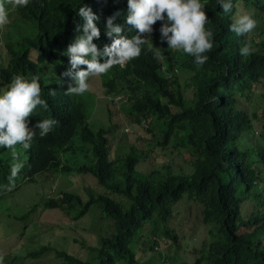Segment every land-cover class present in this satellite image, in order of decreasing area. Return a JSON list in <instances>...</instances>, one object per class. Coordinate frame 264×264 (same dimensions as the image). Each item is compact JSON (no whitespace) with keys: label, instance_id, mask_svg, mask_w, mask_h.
<instances>
[{"label":"trees","instance_id":"trees-1","mask_svg":"<svg viewBox=\"0 0 264 264\" xmlns=\"http://www.w3.org/2000/svg\"><path fill=\"white\" fill-rule=\"evenodd\" d=\"M232 2L233 12L224 14L217 0H201L208 16L206 28L213 32V48L205 53L208 60L203 66H197L190 55L168 49L167 42L161 41L163 22H157L149 38L151 50L148 44L142 46L139 58L101 76L109 95L124 96L119 103L126 120L134 127L149 121L147 133L149 138L155 137L147 142L139 136L117 158L112 155V137L124 129L122 121H114L109 114L106 124L96 129L89 109H94L90 106L97 94L90 87L81 96L66 95L74 82L63 73L71 68L67 48L82 34V28L76 31L77 25L84 24L78 9L87 5L99 17L96 23L101 36L94 43L103 50L112 43L106 35L107 18L117 11L121 15L115 23L123 26V35L131 38L134 32L137 34L126 23L127 0H30L27 7L10 11L12 20L4 27L7 30L0 52V85L6 90L15 75L28 80L39 75L42 98L49 109L38 107L29 118V127L43 119L58 123L43 138L35 129L29 149L17 145L23 167L12 191L4 189L9 183L10 151L0 148V199L26 181L50 184L53 171L60 172L61 156L77 153L70 160L71 170L76 161H81L78 152L82 151L87 160L79 169L94 176V183L88 181L83 186L88 199L77 192L47 193L45 200L35 202L25 215H40L42 208L67 217L75 213L74 218H80L97 209L98 217L107 224L104 229L113 231L112 237H101L99 264H116L120 259L139 264L135 248L143 256L161 253L154 240L159 234L169 241L173 264H188L185 256L189 253L181 252L184 244L178 240L177 229L167 225L174 206L183 199L201 205L202 226L206 229L204 236L196 235L202 247L194 253V264H264V0ZM238 3L242 13H250L257 21L247 37L230 31ZM248 40L254 52L244 57L240 49ZM157 51L162 59L156 57ZM170 62L192 72L193 106L187 103L178 79L162 73V65L171 71ZM53 90L55 95H50ZM89 96L94 97L92 102ZM173 107L181 111L175 112ZM140 140L142 145H138ZM174 150L193 163L191 174L183 172L184 168L175 172L179 165L164 166L167 161L160 168L139 169L143 161L150 160L151 152L156 157L165 152L168 158ZM60 221L59 228L52 223H47L48 227L40 225L45 237L50 230L67 231L68 224ZM152 233L156 234L154 239H148ZM81 245L85 248L83 241ZM43 252L37 249L31 256L36 258ZM58 253L64 255L65 264H95L67 251ZM141 264L155 263L148 260Z\"/></svg>","mask_w":264,"mask_h":264},{"label":"clouds","instance_id":"clouds-1","mask_svg":"<svg viewBox=\"0 0 264 264\" xmlns=\"http://www.w3.org/2000/svg\"><path fill=\"white\" fill-rule=\"evenodd\" d=\"M217 2L222 7L224 14L233 12L234 5L232 0H217ZM29 3L30 0H0V29H3L10 23L7 6L16 9L27 7ZM127 3L128 15L126 17V23L137 30V34L135 35L134 32V36L131 38L123 35V26L115 23L116 19L121 15V13L117 11L107 18L106 35L112 39V43L110 45H105L103 50H100L97 44L94 43V40L99 39L101 36L100 28L96 23L99 17L93 13L92 9L87 5L78 9L77 14L84 20V24L82 26L77 25L76 31L80 32L82 28V34L78 35L75 41L67 48L66 55L70 57L71 68L63 73V75L65 77H71L74 86L71 84L69 85L65 92L66 95H83L90 89L89 80L91 78L101 77L107 74L113 67H124L128 62L139 58L142 52V46L146 44L149 45V50H151L152 45L149 44V38H151V34L153 33V26L157 22H163L160 28L161 41L167 42L168 49L181 51L194 57V63L197 66H203L207 62L208 56L205 55V53L210 52L213 48V32L206 28L208 16L204 10L205 5L201 3V0H127ZM236 9V12L232 16L230 31L234 32L237 36L247 37L257 27V21L251 15L242 13L239 3L236 5ZM129 35L130 34H128V36ZM253 52L254 49L252 48L250 40L240 49V54L244 57H248ZM102 57L104 58L103 62H101ZM156 57L158 59L163 58L159 51L156 52ZM175 64L174 62H170V72L167 71L166 65H162V73L170 76V79H178L187 103L193 106L194 93L190 84L192 72ZM39 81V75H33L30 80L26 79L23 75H15L11 78V82L7 85L6 90L0 93V148L8 149L11 155L10 175L8 177L9 183L4 185L6 191H12L15 188L16 177L23 167V164L19 161L20 153L17 150V145L22 146L24 150L29 149L36 135L35 129L39 130V135L43 138L47 136L58 123L55 119H43L39 120L33 127H29V118L33 116L38 107L45 111L49 109L47 100L42 98V89ZM183 82L186 83L184 84ZM105 90L107 93V88H105ZM49 94L55 95V91H50ZM107 95L108 100H112L113 103L119 102L124 97L121 94L114 93H112V95L107 93ZM93 103L91 105L95 108V102ZM173 110L179 112L181 108L173 107ZM148 123L149 121L146 125L147 131ZM79 145L80 143L73 146L78 147ZM82 145L83 142L81 143V146ZM81 153L83 152L81 151ZM76 154V152L71 154L64 153L61 156L62 159H60L58 169L60 172H56L57 170L53 171L52 175H54V177L53 180H51L57 185L58 189L51 190V192H53L52 194L49 192L51 195L56 191L59 192V194L61 191L77 192L79 194H85V200L88 199L87 188L85 190L83 186L89 181V178H93L94 176L84 172L85 170L79 169L82 164L85 163V159L82 156L79 158L81 161H76L73 168L69 170V166H72L70 160L75 159L74 156ZM24 183L28 182L26 181ZM31 183H33L34 186L37 184L35 181ZM49 186L51 188V184H49ZM81 189H84L85 192H82ZM181 201L178 202V214L174 215L173 211V220L182 214ZM192 204L195 203L192 202ZM74 215L75 213L72 214L71 217L74 220L78 219L76 217L74 218ZM96 216H99V214H96ZM96 218L101 220L99 217ZM23 219H26V216H24ZM104 222L105 220L102 221L103 226H106L107 224ZM33 225L37 227L40 226L37 223ZM101 233L108 236H104ZM112 233L113 231L107 228L106 230L104 227L100 229L101 237H112ZM21 234H24V232ZM101 237L100 243L97 245L98 247L96 246L97 249L94 250L96 257L94 259L92 257L88 259V261L95 264L101 262ZM18 238L19 237H16V239ZM12 239L13 238L6 236L5 241ZM178 240L181 242L180 236ZM49 242L50 240L48 239L47 243ZM47 243H40L35 246L28 256L34 258L31 256V253L37 249L42 250L43 246H48L58 252L59 249L57 250L55 247L45 245ZM201 247V243L196 244L194 246V252L189 253V256L192 254L195 255L194 253L196 250H200ZM156 249L161 251L162 248L160 249L158 244ZM4 252V250H0V260L5 256ZM11 252H13V250H11ZM11 252L6 253L8 259L11 258ZM164 256L166 258V255ZM59 257L62 260L60 264H65L64 255L59 254ZM194 260L196 261V258H194ZM15 262L14 258H11L10 262L5 263L0 261V264H15ZM55 264H58V262ZM165 264L173 263L167 260Z\"/></svg>","mask_w":264,"mask_h":264},{"label":"rangeland","instance_id":"rangeland-1","mask_svg":"<svg viewBox=\"0 0 264 264\" xmlns=\"http://www.w3.org/2000/svg\"><path fill=\"white\" fill-rule=\"evenodd\" d=\"M12 10L13 8L11 6H8V13ZM10 20H12V18ZM6 30V28L0 29V52L2 51L1 46L3 42V34ZM101 80V77H94L89 81L90 87L98 95L95 97L94 101L93 96L87 97L90 102H95L96 106L94 109H89V118L95 120L96 124H93V126L96 129L106 124L107 120L109 119V114L111 119H113L114 121H122L124 129L122 130L120 128L119 130H117L114 136L112 135V155L117 158L125 154L128 151L130 144L133 143V140H135L139 136L144 137L147 142L154 140L155 137L149 138L150 133H147V121L142 126H138L136 124L134 127L133 125H131L130 121L126 120L127 118L125 117V114L121 111L120 103H113L112 100H108V95L104 86L102 85L103 83ZM183 83L185 84L186 82ZM3 91L4 89L0 85V93H2ZM104 106H106V108ZM90 107H92V105ZM107 109H110L111 111L108 112ZM141 142L142 140H140L138 145H142ZM169 148V152H171L172 144ZM172 152L174 153V156L169 155L170 158H167L165 152L157 157L154 151L151 152L150 160L143 161L139 165V169L149 171L153 167L160 168L162 162L167 161L164 166L172 163L176 164L177 166L179 165L178 171L175 172L179 173L182 171L179 169L184 168L183 172H185L186 174H191L194 171L193 163L188 162L181 152L177 150H174ZM78 153L85 160H87L85 156L86 153ZM172 156L173 160L171 159ZM89 182L94 183V180L92 178H89ZM50 184L51 188L49 184L46 183H43L42 185L36 184L35 186L31 182L23 183L19 189L14 191L15 193L11 192L6 195V197L0 199V250L5 251V256L0 261L6 263L10 262L11 258H14V261H16L15 264H55L56 262L60 264L62 260L59 257V253L56 250L49 248L48 246H43L44 252L39 257L30 258L28 256V254L35 246L40 243H47L48 239L51 242L45 245H53L52 247L67 251L82 259L88 260L91 257L93 259L96 257L95 252L92 248L100 243V229L103 227L102 221L96 218L98 217L96 216L97 209H91L90 213L76 220H74L71 216L68 218L65 215H60L58 213L59 211H56L54 209L44 210L41 208L40 215L35 216L31 213V215H25V212L32 208L35 202L42 203L45 200L47 193L50 192L52 194L53 192H51V190L53 191V189H58L57 185H55L52 181ZM81 191L85 192L84 189H81ZM182 201V214L174 220L172 218L167 225H170L171 227L177 229V232L181 237V242H183L184 244L183 246H181V252H183L184 254L185 252H194V246L202 242L201 238H197L196 234L204 236L206 229H204L205 227L202 226V213L200 207L195 204ZM178 205L179 203L174 206V215H177L179 212ZM250 208L252 209V204ZM24 215L26 216V219H23ZM61 217H64V219H62ZM60 219L68 224L66 231L67 233H59L57 231L50 230L49 232H47V237H45V229L42 226L37 227L36 225H33L34 223L43 226H47V223L57 224L61 223ZM164 225L165 224H161V227H164ZM57 227L59 228L58 224ZM23 232L24 234H21ZM155 232L157 233L158 230L156 229ZM101 234L104 236H108L104 233ZM155 235V233H152V235H150L148 239H154ZM160 235L161 234L157 235L155 237L156 239L154 240L158 241L160 249L162 248L161 253H150L147 256H143V254L139 253V249L135 248L138 251L137 257L139 263H145L148 260L156 264H165L167 260H170L172 262V259L169 258L168 254V240L165 235ZM6 236L13 239L5 241ZM16 237L19 238L16 239ZM75 238H78L79 242H75ZM81 241H83L85 248L82 247ZM11 250H13V252H11ZM7 252H11V258L9 259L6 257ZM164 255H166V258ZM185 257L186 262H188L189 264H194L195 255L192 254L191 256ZM116 264L128 263L125 259H120L116 262Z\"/></svg>","mask_w":264,"mask_h":264}]
</instances>
